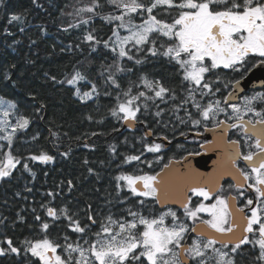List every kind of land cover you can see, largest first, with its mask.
<instances>
[{
    "label": "snow or ice",
    "instance_id": "snow-or-ice-1",
    "mask_svg": "<svg viewBox=\"0 0 264 264\" xmlns=\"http://www.w3.org/2000/svg\"><path fill=\"white\" fill-rule=\"evenodd\" d=\"M49 25L73 59L43 86L74 112L17 76L18 35L32 48ZM0 37V85L22 93L0 92V186L24 181L0 199V264H264V79L246 87L264 69V0H0ZM100 136L85 175L29 201L36 166Z\"/></svg>",
    "mask_w": 264,
    "mask_h": 264
},
{
    "label": "trees",
    "instance_id": "trees-1",
    "mask_svg": "<svg viewBox=\"0 0 264 264\" xmlns=\"http://www.w3.org/2000/svg\"><path fill=\"white\" fill-rule=\"evenodd\" d=\"M10 3L17 11H22L30 6V0H10ZM49 27V34L43 37L42 40L38 41V46L32 48H29L28 39L26 37L18 35V38L22 39L24 42L21 46H19V54L11 53V55L16 57L18 61L17 76H20L21 73H23V76L21 77L22 79L30 82L31 85L38 90L42 89L51 97V102L53 103L54 107L50 109V112H74L77 105L73 102L70 96L67 94L53 93L51 89L43 86V72H56L59 68L67 65L69 61L73 59L71 53H60L58 48L56 52L52 51V45L54 43H58L59 40H63L64 43L67 44L69 42V38L58 33L54 26L49 25ZM28 36H31L34 39L37 38L35 32L30 29L28 30ZM0 47H4L3 37H0ZM21 57L34 59L36 63L35 65L26 64ZM152 70L160 74L166 73V69L160 68L159 66ZM0 92H7L9 97L17 99H19V97L22 95L19 89H14L11 85H0ZM40 127L42 128L43 125H40ZM111 127V123H108L106 126H99L88 125V123L85 122L79 127L78 132L92 130L103 132L106 130V128L110 129ZM45 135H47L46 132ZM92 139L97 145V151L94 153L89 152L88 149L74 146V154L71 159H62L57 157L56 162L53 164L36 166L34 170L37 172V179L29 185L34 187V191L31 194L24 193L25 195L29 196V201H31L33 198L39 200L43 192L51 188L54 183H58L60 180L65 178L79 179L82 177V175H85L86 173L81 166V162L84 157H88L91 160L103 158L105 155L104 146L109 138L106 136H100L99 138L94 137ZM53 154H55V152H53ZM41 170L47 171L48 175L44 176L43 171ZM23 184L24 181H21V183L15 188L0 186V199H3L5 195L8 198H11L14 191L22 189ZM83 186H89L88 181H84ZM17 207H19V205H17Z\"/></svg>",
    "mask_w": 264,
    "mask_h": 264
},
{
    "label": "water",
    "instance_id": "water-1",
    "mask_svg": "<svg viewBox=\"0 0 264 264\" xmlns=\"http://www.w3.org/2000/svg\"><path fill=\"white\" fill-rule=\"evenodd\" d=\"M264 79V69L255 71L249 78L248 83L246 84V87L248 89H255L260 88L259 80ZM207 170H210L207 169Z\"/></svg>",
    "mask_w": 264,
    "mask_h": 264
},
{
    "label": "flooded vegetation",
    "instance_id": "flooded-vegetation-1",
    "mask_svg": "<svg viewBox=\"0 0 264 264\" xmlns=\"http://www.w3.org/2000/svg\"><path fill=\"white\" fill-rule=\"evenodd\" d=\"M256 90H262L261 88H255ZM206 135H208L209 137H211V134L210 133H208V134H206Z\"/></svg>",
    "mask_w": 264,
    "mask_h": 264
}]
</instances>
